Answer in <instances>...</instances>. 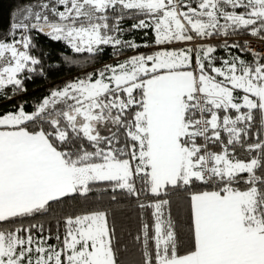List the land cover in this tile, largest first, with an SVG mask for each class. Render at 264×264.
Returning <instances> with one entry per match:
<instances>
[{
  "label": "snow or ice",
  "instance_id": "snow-or-ice-1",
  "mask_svg": "<svg viewBox=\"0 0 264 264\" xmlns=\"http://www.w3.org/2000/svg\"><path fill=\"white\" fill-rule=\"evenodd\" d=\"M39 36L80 73L5 110ZM0 101V264H264V0H28Z\"/></svg>",
  "mask_w": 264,
  "mask_h": 264
},
{
  "label": "trees",
  "instance_id": "trees-1",
  "mask_svg": "<svg viewBox=\"0 0 264 264\" xmlns=\"http://www.w3.org/2000/svg\"><path fill=\"white\" fill-rule=\"evenodd\" d=\"M25 2H28V0H0V17H2L5 26L9 23V12ZM37 39L42 49L51 52L50 56L45 55L43 57L45 75L35 76L33 79L26 81L28 92L5 103V110L20 102L39 100L41 97L47 95L48 91L53 87L61 86L65 81L72 79L80 73V69L77 66L60 64V57L56 55L58 45L43 36H39ZM102 62H110V57L105 54ZM58 64L59 66H57ZM0 103L4 102L0 101ZM105 202H107L106 197ZM113 207L116 210V223L118 229L121 231L122 242L128 248L126 260L129 262L136 261L139 259V250L132 240L138 227L135 203L122 200L119 204H114ZM49 219L51 223H54V220Z\"/></svg>",
  "mask_w": 264,
  "mask_h": 264
}]
</instances>
